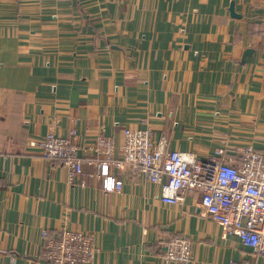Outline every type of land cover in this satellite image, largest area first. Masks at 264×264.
I'll use <instances>...</instances> for the list:
<instances>
[{
  "label": "crops",
  "instance_id": "1",
  "mask_svg": "<svg viewBox=\"0 0 264 264\" xmlns=\"http://www.w3.org/2000/svg\"><path fill=\"white\" fill-rule=\"evenodd\" d=\"M123 128L203 159L264 153L263 0H0V264H45L41 232L63 227L95 237L87 264H167L161 236L190 240L184 264L251 258L198 193L165 203L160 184L121 171L120 192L71 184L30 144L101 133L119 155Z\"/></svg>",
  "mask_w": 264,
  "mask_h": 264
},
{
  "label": "built area",
  "instance_id": "2",
  "mask_svg": "<svg viewBox=\"0 0 264 264\" xmlns=\"http://www.w3.org/2000/svg\"><path fill=\"white\" fill-rule=\"evenodd\" d=\"M76 137L75 130L66 136L48 133L30 144L46 161L64 166L71 184L93 177L100 180L102 191L120 192L123 178L113 172L121 171L140 173L160 184L159 198L165 203H181L188 194L198 193V209L250 250V259L228 264H253L254 257L264 256V153L245 146L236 150L232 161L224 149L217 148L203 159L192 151L168 150L166 140H156L150 129L123 128L119 155H115L110 136L100 133L84 148L76 144ZM41 240L45 264H87L98 251L91 233L68 227L56 236L43 230ZM159 243L167 264L190 260L188 238L161 236Z\"/></svg>",
  "mask_w": 264,
  "mask_h": 264
},
{
  "label": "water",
  "instance_id": "3",
  "mask_svg": "<svg viewBox=\"0 0 264 264\" xmlns=\"http://www.w3.org/2000/svg\"><path fill=\"white\" fill-rule=\"evenodd\" d=\"M229 12H230V15L234 16V17H237L238 15L234 13L233 11V3L231 2L230 5H229Z\"/></svg>",
  "mask_w": 264,
  "mask_h": 264
}]
</instances>
